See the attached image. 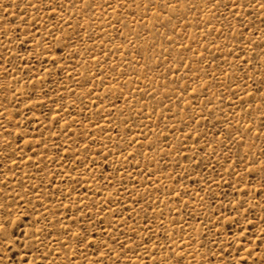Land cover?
I'll return each instance as SVG.
<instances>
[{"label":"rangeland","instance_id":"374dc122","mask_svg":"<svg viewBox=\"0 0 264 264\" xmlns=\"http://www.w3.org/2000/svg\"><path fill=\"white\" fill-rule=\"evenodd\" d=\"M0 264H264V0H0Z\"/></svg>","mask_w":264,"mask_h":264}]
</instances>
